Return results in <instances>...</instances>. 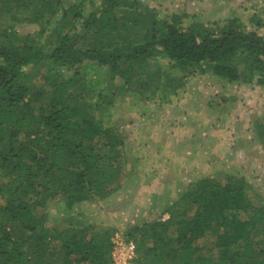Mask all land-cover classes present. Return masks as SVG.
I'll return each mask as SVG.
<instances>
[{"label": "trees", "instance_id": "trees-1", "mask_svg": "<svg viewBox=\"0 0 264 264\" xmlns=\"http://www.w3.org/2000/svg\"><path fill=\"white\" fill-rule=\"evenodd\" d=\"M139 5L0 0V264H113L108 229L59 230L36 214L58 197L67 208L106 199L128 173L122 132L96 117L91 101L153 96L163 79L176 90L199 70L264 88V38L238 17L216 28L184 27L179 15L160 18ZM84 63L100 69L93 99L78 71ZM261 119L253 132L264 148ZM250 190L236 175L190 184L160 217L128 228L133 264H264V204Z\"/></svg>", "mask_w": 264, "mask_h": 264}, {"label": "rangeland", "instance_id": "rangeland-1", "mask_svg": "<svg viewBox=\"0 0 264 264\" xmlns=\"http://www.w3.org/2000/svg\"><path fill=\"white\" fill-rule=\"evenodd\" d=\"M138 1L140 8L154 10L160 18L179 15L184 27L199 23L216 28L238 17L248 31L255 30L264 38V0ZM15 28L21 33L36 30L33 25ZM157 64L147 65L146 72L152 73ZM161 64L167 66L163 59ZM61 71L64 75L73 72H66L65 67ZM78 71L89 81L93 99L100 92V69L84 63ZM172 73L182 74L177 69ZM166 81L162 80L153 96L119 93L110 103L91 101L93 108L98 104L94 115L114 123L123 134L128 173L121 178V187L106 199L71 208L58 197L37 209V216L45 214L47 224L59 230L90 225L106 228L113 239L117 234L126 236L130 226L160 217L190 184L230 175L244 178L254 202L264 204V148L253 132L254 120L264 117V88L229 84L201 70L188 75L176 90L174 83L164 85ZM167 217L162 215V219Z\"/></svg>", "mask_w": 264, "mask_h": 264}, {"label": "built area", "instance_id": "built-area-1", "mask_svg": "<svg viewBox=\"0 0 264 264\" xmlns=\"http://www.w3.org/2000/svg\"><path fill=\"white\" fill-rule=\"evenodd\" d=\"M136 246L123 234H117L112 239L111 259L113 264H133Z\"/></svg>", "mask_w": 264, "mask_h": 264}]
</instances>
